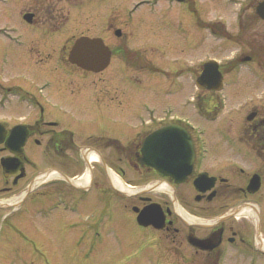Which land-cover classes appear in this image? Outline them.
Returning <instances> with one entry per match:
<instances>
[{"label": "rangeland", "instance_id": "374dc122", "mask_svg": "<svg viewBox=\"0 0 264 264\" xmlns=\"http://www.w3.org/2000/svg\"><path fill=\"white\" fill-rule=\"evenodd\" d=\"M8 1L6 5L0 3V25L18 28L24 23L19 16L23 7L43 8V5L52 1L60 9L61 19L52 24L55 30L52 43L55 61L51 65L25 62L21 57L18 59L27 45L19 47L5 43L0 37L4 41L0 40V114H3L4 119L14 121L23 116L28 121L36 120L43 109L47 116L58 119L63 127L82 139L88 136L118 139L119 148L120 145L126 147L125 143L140 131L143 123L151 119L155 126L171 118L186 120L207 139L209 151L205 165L209 166L211 161H222L227 157L225 138L237 135L240 105L258 102L257 93L264 83L257 77L264 79V63L260 64L259 69L256 63L241 61L238 56L245 49L200 26L209 21H222L234 31L237 27L235 15L246 9L249 22L256 26L254 28L264 29V21L255 12L259 0H155L147 5H137L140 0ZM189 6L192 9L195 6L198 15L191 12ZM41 13L38 16L39 24L42 23L39 18ZM115 25H121L122 35H115ZM124 28L130 35L128 45L139 48L144 61L137 63L136 59H125L123 64L119 58L126 54L120 50L114 54L109 66L100 73H93L71 64L66 58L78 35L105 37L110 45H115L118 41H125L127 33L123 31ZM61 45L66 46L62 63L57 60ZM62 50L61 55L64 53ZM255 57L264 58V50L258 49ZM210 58H219L226 72H229L226 63L235 58L232 63H237L235 67L239 68H233L225 75L226 86L223 91L208 93L195 89V74L200 72L203 61ZM62 64H65L70 76L63 74ZM53 65L55 68L51 71ZM114 85H118V88L113 90L115 97L110 100L100 88L113 89ZM196 93L200 96L213 95L219 99V103H223V109L214 118L211 113L206 115L204 109L196 107ZM38 103H41L42 109ZM106 143L112 144L113 148L116 145L113 140H106ZM26 151L28 155L30 153V162H33L28 167L30 175L35 171L34 165L39 163L42 168L45 167L42 159L37 160L31 155L35 151L33 146H28ZM120 156L116 153L111 155L118 167L117 174L132 189H138L139 185L134 184L136 177L132 178L130 173L129 163ZM120 167L124 173L120 172ZM3 184L0 167V187ZM46 184L42 183L39 188ZM22 191L0 190V203L4 204L0 210V264L142 263H134L136 261L131 256L137 248L133 241L137 229L127 210L128 202H137V196L130 192H119L120 204L113 208L108 206V212H103L106 215L99 228L101 239L91 241L92 235L87 234L81 242V252L76 253L61 249L69 244L66 239L63 240V235L56 234L64 224L74 223L78 228L66 237L84 230L79 227L93 224L94 212L87 206L81 211L67 214L53 207L49 209L44 206L45 209H41L33 193L23 199L18 210L13 211L12 207L15 210L19 202L12 199ZM159 194H163L162 190L154 189L150 195L155 197ZM88 199L86 196L85 200ZM51 200L60 202L58 199ZM48 202L52 204V201ZM187 205L182 206L192 217L189 203ZM102 208L105 210L104 203ZM92 243L95 245L94 250H84Z\"/></svg>", "mask_w": 264, "mask_h": 264}, {"label": "flooded vegetation", "instance_id": "af4514ba", "mask_svg": "<svg viewBox=\"0 0 264 264\" xmlns=\"http://www.w3.org/2000/svg\"><path fill=\"white\" fill-rule=\"evenodd\" d=\"M0 1L4 5L9 3L8 0ZM168 1L185 2V0ZM151 2L156 1L140 0L138 5H147ZM55 5L52 1L43 5V8L23 7L19 16L24 23L20 27L0 25V37L5 43L9 42L19 47L27 45V49L18 55V59L21 57L25 62L33 61L34 64L39 65L54 63L52 43L55 30L52 24L61 19L60 9ZM189 9L198 15L195 6L194 9L189 6ZM40 11L42 12L39 17L41 24L38 23ZM245 11L246 9L235 15L237 27L234 31L228 29L222 21H209L206 25L200 26L199 24V26L208 29L209 32L214 30L219 37L240 45V48L245 51L238 58L246 57L248 61L256 63L260 69L264 58L257 59L255 54L258 49L264 50V29L254 28L256 26L249 22ZM121 30V25H115L113 32L120 36L122 35ZM123 31L126 32V29L124 28ZM126 33L125 41H118L115 45H110L105 37H95L101 38L109 47L111 59L114 54L124 50L122 53L126 56H122L123 59L119 58L121 63L125 64V59L127 61L136 59L137 63L144 61L140 49L128 45L130 35ZM65 47L61 45V49H58L57 60L60 63L66 56ZM61 50L64 51L62 55ZM234 59L226 63L229 65V72L233 70L231 64ZM222 64L220 63L219 69L223 75L225 88V75L229 72L224 70ZM60 67L64 70L63 74L70 76L71 73L66 71L65 64ZM54 68L53 65L51 71ZM198 75L199 72L194 77L195 89L198 88L196 84ZM259 79L264 83L263 78L257 77V80ZM117 88L118 85H114L113 89L101 87L100 90L104 91L103 93L109 96L110 100H113L115 97L113 90ZM202 90L208 93L217 92L213 89ZM257 94L258 102L240 105L237 135L225 138L227 157L224 160H213L209 166H206L208 141L205 136L192 135L194 153L192 169L180 182H176L175 178L169 175L161 176L152 166L139 162L142 139L148 132L160 126V124L152 125V119L145 123L146 125L143 123L140 131L125 143L126 147L120 145L121 148H119L118 139H101L95 136L82 139L73 131L63 127L58 119L47 116L41 108V103L37 104L42 110H40V117L36 120L28 121L23 116H19L18 120L9 121L4 119L3 114H0V167L4 183L0 190L4 192L23 190L37 174L44 170L59 171L74 179L70 182L65 181L55 174L53 178L51 176L43 179L44 181L33 187L29 194H34L41 209H45L44 206L49 209L53 207L67 214L81 211L87 206L91 212H94L95 222L89 226L82 224L79 227L84 230L66 237L72 230L78 228L74 223L64 224L56 234V236L63 235V240L66 239L69 244L61 249L79 253L83 246L81 242L86 239L87 234L92 235L91 241L101 239L99 228L106 215L103 212H108V206L113 208L120 204L119 192L113 187L109 176L111 169L118 171L111 155L120 154V158H125L129 163L132 178L136 177L134 184L139 185L138 190L132 193L137 196V202L129 201L127 206L132 217V224L137 229L133 235L137 248L131 254L133 261H136L134 263L264 264V85ZM96 100H98L97 95ZM194 100L196 107L204 109L206 115L211 113L212 118L217 116L224 107L223 103L221 101L219 103V99L214 98L213 95L201 94L200 96L196 93ZM15 126L16 129L13 131ZM23 131H26V138L20 152L8 149L6 146L8 138L15 136L19 139ZM103 140H113L116 145L113 148L112 144H105ZM26 146H33L34 153L38 151V154L31 153V155L37 160L42 159V163H45L44 168L39 163L34 165L35 171L31 175L28 167L33 162H30V153L28 155ZM93 154L96 156L95 159L91 158ZM8 156L17 157L22 162V168L18 167L15 172H10L14 173L12 176L4 175V168L1 164V159ZM119 169L121 173H124L121 167ZM88 170L89 182L76 183L80 174ZM42 183L47 184L39 188ZM155 183H164L166 189H160L159 191L162 190L163 194L153 197L150 194L154 192ZM86 196L89 197L88 201L85 200ZM51 198L58 199L60 202L51 200ZM48 201H52V204L50 205ZM103 203L105 210L102 208ZM151 203L157 204L163 214L157 226L143 225L137 220L138 211ZM188 203L192 213L190 221L181 216L176 209L178 205L188 206ZM2 207L3 205L0 209ZM88 247L91 250L95 249L94 243Z\"/></svg>", "mask_w": 264, "mask_h": 264}, {"label": "water", "instance_id": "95a60500", "mask_svg": "<svg viewBox=\"0 0 264 264\" xmlns=\"http://www.w3.org/2000/svg\"><path fill=\"white\" fill-rule=\"evenodd\" d=\"M256 12L264 19V0L258 3ZM68 59L85 69L99 71L108 64L110 50L101 38L80 36L72 45ZM221 78L217 61L209 60L204 63L197 84L200 87L217 89L221 86ZM12 130L15 131V128ZM25 138L26 131L19 139L15 136L8 138L6 145L10 150L20 152ZM193 159V144L190 135L184 127L178 124L164 126L149 134L143 142L142 156L139 157L141 163L153 166L161 175L175 177L177 182L183 181L190 172ZM1 164L5 175L15 172L18 167L22 168V162L17 157H4L1 159ZM161 215L159 208L151 205L139 212L138 220L144 225L157 224Z\"/></svg>", "mask_w": 264, "mask_h": 264}, {"label": "bare ground", "instance_id": "6f19581e", "mask_svg": "<svg viewBox=\"0 0 264 264\" xmlns=\"http://www.w3.org/2000/svg\"><path fill=\"white\" fill-rule=\"evenodd\" d=\"M92 159H95L96 156L93 154L91 155ZM53 176V174H50V176L48 175L47 177H45L44 179H47L49 177ZM110 176L113 182V185L119 189L122 190L124 192H133L136 189H132L130 186L126 185L125 182L123 181L122 177L117 175L116 173H114L113 171L110 172ZM88 179V171H85L82 173V175L79 177L78 181L76 183L78 184H83L86 182V180ZM155 189L160 190V189H166V185H164V183H155ZM19 198V196H16L15 198L12 199V201H16ZM12 201H10V203H13ZM177 212L183 216L184 218H186L188 221L191 220V216L187 213V211L178 206L177 207Z\"/></svg>", "mask_w": 264, "mask_h": 264}]
</instances>
